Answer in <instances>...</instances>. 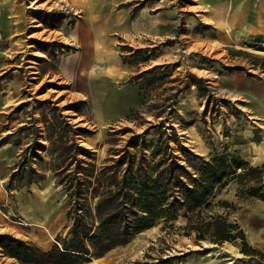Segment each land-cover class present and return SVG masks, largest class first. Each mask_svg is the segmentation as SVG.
I'll list each match as a JSON object with an SVG mask.
<instances>
[{"label": "rangeland", "instance_id": "1", "mask_svg": "<svg viewBox=\"0 0 264 264\" xmlns=\"http://www.w3.org/2000/svg\"><path fill=\"white\" fill-rule=\"evenodd\" d=\"M77 23L87 29V48L102 52L92 53V64L85 74L78 71L80 76L64 69L84 54L82 46L70 41ZM263 44L264 0H0V89L13 81L21 89L20 102L0 113V145H14L19 155L32 140L28 134L36 129L42 137L38 143L44 147L37 154L49 164L41 112L57 107L76 125L78 144L94 153L99 166L131 134L157 124L150 113L127 119L130 110L154 103L150 96L156 93L160 98L170 95L174 91L166 88L191 83L192 75L206 85V96L190 85L177 95L174 112L166 120L180 145L204 160L238 155L250 167L264 171V72L259 61L264 59ZM140 49L147 50L146 62L134 64L136 58H130L133 65L122 63V57L129 58ZM162 65L173 66L170 77L147 98L138 96L130 77ZM173 78L176 81L171 83ZM114 106H120V115H104L100 123L95 111ZM23 125L29 130L18 131ZM146 139L155 141L153 129ZM40 159L34 157L32 167L44 174L43 180L32 176L31 183L21 189L17 182L9 184V179L0 183V233L47 251L49 243L53 246L58 237L65 238L68 199L50 171L40 170ZM236 190L235 181L217 190L212 201H225L231 209L214 211L228 213L248 247L264 256V200L238 197ZM44 193L41 200L52 207L49 223L54 231L45 239L49 243L41 244L42 239L35 237L40 229L22 226L18 203H31L28 200ZM183 226L181 218L172 229L157 223L102 258L83 264H157L161 260L264 264V258L244 256L231 243H198L194 235L186 237L178 230ZM0 264L21 263L0 250Z\"/></svg>", "mask_w": 264, "mask_h": 264}, {"label": "trees", "instance_id": "2", "mask_svg": "<svg viewBox=\"0 0 264 264\" xmlns=\"http://www.w3.org/2000/svg\"><path fill=\"white\" fill-rule=\"evenodd\" d=\"M146 53L147 50H137L129 58L122 57V63L133 65L130 58H136L134 64L144 63ZM259 61L264 72V59ZM172 67L155 66L138 72L130 77L129 84L137 87L138 96L147 98L170 77ZM190 79L191 83L166 88L174 91L170 95L160 98V93H156L150 96L154 103H145L140 110H130L127 119L150 113L157 124H150L140 134H131L123 147L109 153L99 166L94 153L78 144V128L68 122L67 116L57 107L47 108L48 113L42 110L43 139L49 145L45 151L51 162L45 164L39 158L37 151L44 149L38 143L42 137L33 129L28 134L32 140L17 155L8 182H17V189H21L31 183L32 176H36L34 180H43L44 174L32 167L33 158L40 159V170L50 171L55 184L68 199L66 220L69 225L65 238L58 237L47 251L0 233L3 256L21 264H83L91 258H102L157 223L172 229L173 223L181 218L184 226L178 230L186 237L194 235L198 243L207 241L219 246L231 243L244 256L264 258L248 247L244 233L236 223L229 221L228 213L214 211L231 209V205L212 201L217 190L230 181L236 182L238 197L264 200V171L250 167L238 155H216L204 160L181 146L175 129L166 126L179 93L192 85L201 96H206L203 81L192 75ZM175 81L176 78L170 79L171 83ZM150 129L154 130L156 139L148 142L146 136ZM27 130V125L18 129ZM174 148L179 151L178 155ZM9 189L7 185L5 190ZM163 263L168 264L162 260L157 264Z\"/></svg>", "mask_w": 264, "mask_h": 264}, {"label": "bare ground", "instance_id": "3", "mask_svg": "<svg viewBox=\"0 0 264 264\" xmlns=\"http://www.w3.org/2000/svg\"><path fill=\"white\" fill-rule=\"evenodd\" d=\"M70 41L75 42L77 45L82 46L83 48V55L80 56L77 60L72 61L69 66L70 70L75 69V67H79L83 70H87L88 66V60H90V57H92L93 52H97L96 50L92 49H86L87 47L90 48V45L87 46V43L85 42V39L88 38V32L86 27L83 24H76L75 28L71 31L70 33ZM86 47V48H85ZM264 48V44L261 46ZM98 56L102 55V52H97ZM110 65V63H108ZM126 107H124L125 109ZM120 106H114V107H108L105 108L104 111H95L96 117L100 121V118L104 115H110L111 117H116L119 116L121 113ZM124 112V111H123ZM21 201V200H20ZM29 201V200H28ZM35 202L31 203H36L35 205L31 203L27 204H21L20 202L18 203L19 210L21 212V215L23 216V227H35L40 229L38 233H36L35 237L36 239H48L51 238V235H53L54 229H52V224L49 223L51 220L50 214L52 207L48 204H43L42 205V200L41 198H36L35 200H31ZM49 243V240L47 241Z\"/></svg>", "mask_w": 264, "mask_h": 264}, {"label": "crops", "instance_id": "4", "mask_svg": "<svg viewBox=\"0 0 264 264\" xmlns=\"http://www.w3.org/2000/svg\"><path fill=\"white\" fill-rule=\"evenodd\" d=\"M87 63H88L87 70H83L79 67H75V69L70 70L69 64L65 65L64 69L70 72V74L75 73L79 75L78 71L83 72L85 74L89 69V64H92V61L88 60ZM1 74H3V72H1L0 75ZM20 90H21L20 87H18V85H15L14 81L10 82V84H8L6 88L3 87L2 89H0V113L2 112L3 108L14 107L20 102L19 101L20 96H21ZM17 155H18L17 149L14 145L10 143H5V144L0 145V183L8 180L11 169H12L11 166L14 165ZM44 195H46V193L39 194L37 197L41 198V196H44ZM28 202H35V201H28ZM41 202L42 204H44L43 202H46V201H41ZM39 241H42L40 242L41 244H45L47 242V240H39ZM50 247H51V244L49 243L47 245V249Z\"/></svg>", "mask_w": 264, "mask_h": 264}]
</instances>
